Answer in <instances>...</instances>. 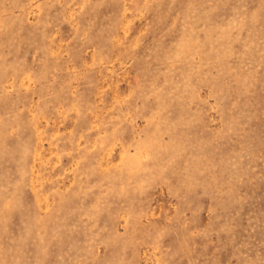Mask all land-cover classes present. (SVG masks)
<instances>
[{"label": "rangeland", "instance_id": "rangeland-1", "mask_svg": "<svg viewBox=\"0 0 264 264\" xmlns=\"http://www.w3.org/2000/svg\"><path fill=\"white\" fill-rule=\"evenodd\" d=\"M0 264H264V0H0Z\"/></svg>", "mask_w": 264, "mask_h": 264}]
</instances>
